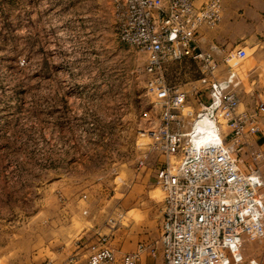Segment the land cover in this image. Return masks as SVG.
Segmentation results:
<instances>
[{
	"label": "rangeland",
	"instance_id": "1",
	"mask_svg": "<svg viewBox=\"0 0 264 264\" xmlns=\"http://www.w3.org/2000/svg\"><path fill=\"white\" fill-rule=\"evenodd\" d=\"M114 1L0 0V264H88L98 234L124 251L158 242L164 193L154 171L166 157L139 132L159 125L160 111L147 55L119 39ZM222 3V22L203 32L221 80L225 53L247 51L234 69L244 108L264 99V43L240 24L262 0ZM200 77L192 60L163 70L188 92L184 113L208 105ZM252 144L264 178V133ZM238 156L243 168L253 162L247 149ZM242 249L240 264H264V238L243 235Z\"/></svg>",
	"mask_w": 264,
	"mask_h": 264
},
{
	"label": "built area",
	"instance_id": "2",
	"mask_svg": "<svg viewBox=\"0 0 264 264\" xmlns=\"http://www.w3.org/2000/svg\"><path fill=\"white\" fill-rule=\"evenodd\" d=\"M114 7L120 41L147 55L145 70L160 111V124L139 136L166 157L154 171L164 193L161 233L156 244L140 242L124 253L98 234L86 245L88 264H139L146 251L156 255L158 244L164 264L243 263L242 236L264 237V179L257 166L262 153L252 148L253 137L264 133V99L253 95L241 107L236 89L242 82L234 69L247 57L244 48L225 53L227 76L221 80L215 49L203 47V27L222 22V0H115ZM184 60L198 65L211 96L195 114L184 113L188 92L162 79L168 62ZM200 121L211 128L198 135ZM244 149L253 158L246 168L238 156ZM146 163L144 155L138 165Z\"/></svg>",
	"mask_w": 264,
	"mask_h": 264
},
{
	"label": "crops",
	"instance_id": "3",
	"mask_svg": "<svg viewBox=\"0 0 264 264\" xmlns=\"http://www.w3.org/2000/svg\"><path fill=\"white\" fill-rule=\"evenodd\" d=\"M260 9L257 8H253L250 6H246L244 9V13L246 15L245 19L243 21L240 22V24L244 27V34H246L247 36L250 37H262V41L264 43V1L262 0V3L260 5ZM261 11L263 14L261 15L260 12ZM242 34H240L241 36ZM235 36H238V33L235 34ZM205 35L203 37V47L205 48H210L206 46V39H205ZM222 49V48H221ZM225 51V49H223ZM264 179V178H263ZM162 223V221H161ZM160 233H161V228H160ZM264 238V237H263ZM261 238V239H263ZM261 239H257V240H261ZM140 242L138 241H134L130 244V250L128 251H124L122 249L116 248L117 251L119 253H124V252H130V251H134L138 244ZM157 247L159 248L157 250V254L156 255H151L150 252L146 251V255H143L141 258V261L139 264H164V257H163V252H162V247L161 245H157ZM244 253V251H243ZM245 257V255H244ZM250 264H261V261L258 258H251L250 259Z\"/></svg>",
	"mask_w": 264,
	"mask_h": 264
},
{
	"label": "bare ground",
	"instance_id": "4",
	"mask_svg": "<svg viewBox=\"0 0 264 264\" xmlns=\"http://www.w3.org/2000/svg\"><path fill=\"white\" fill-rule=\"evenodd\" d=\"M211 127L208 123V121H200L195 125V133L196 134H201L202 131L204 130H209Z\"/></svg>",
	"mask_w": 264,
	"mask_h": 264
}]
</instances>
